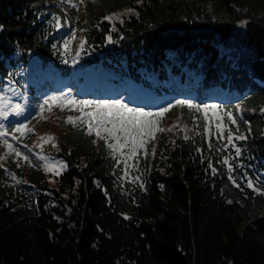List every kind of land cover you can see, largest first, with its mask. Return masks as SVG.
Instances as JSON below:
<instances>
[{
    "label": "trees",
    "instance_id": "trees-1",
    "mask_svg": "<svg viewBox=\"0 0 264 264\" xmlns=\"http://www.w3.org/2000/svg\"><path fill=\"white\" fill-rule=\"evenodd\" d=\"M71 2L0 0V130L65 162L51 176L0 137V264H264V0H86L78 18ZM73 23L77 74L160 95L166 67H185L240 110L174 104L143 147L89 134L70 106L37 115L26 81L71 74Z\"/></svg>",
    "mask_w": 264,
    "mask_h": 264
},
{
    "label": "snow or ice",
    "instance_id": "snow-or-ice-1",
    "mask_svg": "<svg viewBox=\"0 0 264 264\" xmlns=\"http://www.w3.org/2000/svg\"><path fill=\"white\" fill-rule=\"evenodd\" d=\"M80 2L82 3L83 0H80ZM73 7H76V5L73 4ZM81 48H83V43L81 44ZM57 101L62 102V107L71 104L74 106L79 105L81 109L83 107L89 106H94L97 109V112L95 114H85L89 118V120L96 121L95 128L92 124H88L89 134H92V132L95 131L96 135L100 136L101 139H107V137L101 135L99 129L103 127L106 123H110L112 124V128H104V131L108 134V136H116L117 132H123L125 140H131L132 142H136L137 139H139L141 147H143L144 138L148 137L154 139L155 132L158 129V122L155 119L149 118L153 117L154 115L157 117H162L165 112L169 111V108H161L159 112L153 114L152 112H145L142 109L129 108L126 104L119 100L101 101L93 105L92 102L89 101L77 102L75 100L66 99L65 95H53L48 97L43 101L42 108L43 106H48V110L50 111L51 104ZM176 104H188L189 107H193V105H191L186 100H177ZM212 107L216 108L217 106L213 105ZM12 111L17 114H20L23 112V109L21 108L20 104H16ZM3 115L7 116L8 113L4 112ZM228 115L231 118V114L229 113ZM77 119L82 120L84 123H88L87 120H84V117H78ZM66 122L73 123L74 121L71 117H68ZM232 123H236L234 118H232ZM26 129L27 126L21 124L18 127H15L14 131L23 135ZM159 130L163 131L164 129ZM7 135L8 132L6 130H0V137H5ZM185 138L187 139V137ZM238 138L244 139L245 137ZM49 139H54V137H50ZM4 142L7 144V141ZM8 147L12 148V145L9 144ZM110 147L112 146L110 145ZM133 151H135V148L133 149ZM17 155H20V153H17ZM237 155H239V149H237ZM24 159L27 160V157L25 156ZM56 174L58 175L59 173L57 172ZM249 187H253V185L249 184Z\"/></svg>",
    "mask_w": 264,
    "mask_h": 264
},
{
    "label": "rangeland",
    "instance_id": "rangeland-1",
    "mask_svg": "<svg viewBox=\"0 0 264 264\" xmlns=\"http://www.w3.org/2000/svg\"><path fill=\"white\" fill-rule=\"evenodd\" d=\"M81 7H82V5L79 8H81ZM67 8L69 11H71L73 14H75L77 18H78V16H80L81 10L78 9V12H77L76 8L73 7V3L68 4ZM73 27H74V25L72 26L69 24V30L71 33L70 34L71 40L68 44V50H69L71 56L73 57L74 62L77 63L74 58L78 57V52H77L76 47L72 44V41H74V39L76 37L77 30H73L74 29ZM169 73H170V71H169ZM189 74H192V72L187 71V75H189ZM81 76H82V78H86V79L88 77H90L92 80H96V81L98 80V75L94 72H89L88 75H86V73H82ZM177 78H179V77H177ZM83 82L84 81H79V80H74V79H70L68 82V79H67L66 84L61 83L59 85L58 89L52 90V91H46L45 93H43L42 96H44L47 99L48 97L53 96V95H56V96L65 95L66 99L73 100L74 96L72 95L71 91H74V93H77L76 91L79 92V89L83 86ZM45 83L46 84L53 83L52 79L50 78V74H47V78L45 80ZM69 83H73L75 86L71 87V86H69ZM199 84H200V80L197 78V83L195 85L197 86ZM170 85H171V83H170ZM42 88H45V87H42ZM111 88H112V92H110L108 94V96H107L108 98L116 97L115 99L121 98L123 100H126L130 104L134 105L135 109H142L143 111H145V109L147 107H150L153 104H155V106H157V105H163L165 103L162 100L161 101H154L153 100L149 103L141 104V102H142L141 98L147 97L148 96L147 92H143L140 95H138L137 97L135 95H130V96L126 97V95L130 94L132 90L137 91L139 89L136 86V84H134V83L132 84V86H127L124 88L113 89L114 88L113 86H111ZM45 89H47V88H45ZM106 91H107V86L105 85L104 87H101V89L94 88V90L91 92L100 93L102 95H105ZM138 92H140V91H138ZM194 92H195L194 90H191L190 93L193 94ZM226 94H227V89L225 91H223L221 95H214L213 93H211L210 95L212 96L213 100H217L215 98H219L220 100L226 101ZM177 96L179 97V100H183L179 95H177ZM94 97H95V95L94 96H88V97H85V99L86 98H94ZM57 102L62 103L61 101H57ZM148 112H152L154 114V112H156V111H148ZM37 113H38L37 115H41L40 112H37ZM47 114H49V113H47ZM32 115H35V113H32ZM42 116L44 118H47V115L43 114ZM49 116H50V114H49ZM169 117H170V114H168L166 116V119H168ZM94 122H96V121H94ZM106 124H108L106 126V128H112V124H110V123H106ZM165 127H166V121H164V123L160 129L165 130ZM161 132L162 131H160L159 129L157 130V132H155V140L154 141H157V139L161 135ZM2 138L5 139L7 141V143H9V142L11 143V144L10 143L9 144L12 145V148H11L12 151H15L16 153H20V154L26 156L27 158L29 157L34 162V164H36L37 166H39L40 168L45 170L46 173L50 174L51 176L55 175L57 172L60 173L65 166L64 161L58 160L55 157H53L52 155H47L46 153H44L41 150V148L35 152L32 149H30L29 147H27L26 145L18 144L16 142H14L12 139H8L7 137H2ZM137 140L139 141V139H137ZM128 142L131 144L133 143L131 140H128Z\"/></svg>",
    "mask_w": 264,
    "mask_h": 264
}]
</instances>
